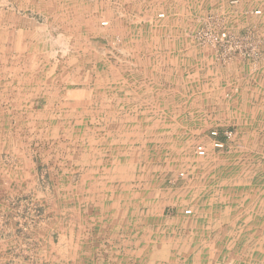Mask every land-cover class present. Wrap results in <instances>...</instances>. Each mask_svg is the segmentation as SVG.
<instances>
[{
    "label": "rangeland",
    "instance_id": "374dc122",
    "mask_svg": "<svg viewBox=\"0 0 264 264\" xmlns=\"http://www.w3.org/2000/svg\"><path fill=\"white\" fill-rule=\"evenodd\" d=\"M132 1L0 0V24L3 12L10 23L18 11L25 25L18 61L0 29V215L16 220L15 233L0 224L9 226L0 264H80L86 257L93 262L81 264H96L100 256V264H111V240L99 233L112 228L107 215L119 213L151 214L147 225L160 218L166 233L182 215L186 230H209L200 243H210L211 264H246V253L264 261V116L227 107L239 102V83L264 68V3L137 0L140 12L132 13ZM134 20L180 23L161 30L180 39L165 52L170 62L149 61L150 47L128 59V37L153 32L129 29ZM181 47L196 61L189 55L176 64ZM191 72L199 91L165 85L168 74ZM118 74L125 75L120 86L137 93L119 95L123 108H112ZM176 89L210 101L211 110L176 108ZM134 98L137 108L128 109ZM212 131L225 138L222 151L213 148Z\"/></svg>",
    "mask_w": 264,
    "mask_h": 264
},
{
    "label": "crops",
    "instance_id": "0c3cea01",
    "mask_svg": "<svg viewBox=\"0 0 264 264\" xmlns=\"http://www.w3.org/2000/svg\"><path fill=\"white\" fill-rule=\"evenodd\" d=\"M138 2L137 0L132 1L131 3L132 5H130V7L132 8L131 9L132 13L140 12V10L138 9L140 8ZM262 2L264 3V0H262ZM142 11L144 12L145 10H142ZM3 14L5 15L3 17L5 19V23L3 22L0 24V29L1 31H5L3 36L6 40V43L9 42L10 46L11 45L13 47L15 46L16 54H17L15 60L18 61L19 58L22 57L23 47L25 45L23 41V37L25 35L24 20L23 18L18 17V14H20V12L14 11L10 14H12L15 19L12 20L10 23H8V17H9L8 12L7 11L3 12ZM15 14L17 15L16 17H15ZM72 14H75V13L73 12L71 13V15ZM244 20L242 22H244ZM88 22L89 24H87V28H89L90 25L92 26L91 27L92 29L96 27V22H95L94 17H92L91 20ZM103 22H106V21H103ZM130 23L133 24L132 25L133 27H129V29H132L134 31L136 30H151L152 31L153 30V32L151 33L150 38H145V36L136 37L135 34L134 36L128 37L127 39V46H128V51H129V53H127L128 59L135 60V57H137V55L135 54L137 49L139 50L142 49L140 47H148V48L150 47V51L152 53H148V54L152 55V57L148 59L149 61H160L162 63H166V61L170 62L172 60V57H170L172 55L170 54L168 55L165 52L166 50H168V48H177L179 45H181L180 39L178 38H176L175 40L174 38L170 39L169 37L166 36L170 34H168V32L167 34L166 32H161V30L165 31L166 29H171V30L178 29L180 23L173 22L170 25H165V24L156 25L150 22H138L136 20ZM27 24L26 26H29V27L32 26L31 33H33L34 32L33 29L35 28V26L32 23L31 24L29 23L28 25ZM260 31H261V36L264 40V26L262 27V29H260ZM183 42L184 41H182V44ZM183 48L184 47H181V49H179V54L177 55L181 57V60L180 59L177 60L176 64H179V61H181L182 63L183 61L182 57L189 56V55L191 59H194V56H195V61H196L197 56L192 55L191 53H183L182 52ZM4 50H7V49H4ZM156 53H159V54L155 55ZM3 55L6 57L7 54L5 53ZM3 59L6 60V62L9 61L8 59L2 58V60ZM262 62H263L262 66L264 67V57H263ZM177 67L174 66V68H177ZM192 70L193 68L190 71ZM211 72L213 73V71ZM258 72L255 75H252L250 77L251 79L250 83L248 82L249 80H246L247 82L242 81L241 83H239V90H238V93L240 94L238 96L239 102L228 104L227 105L228 110L235 109L238 111H242L241 114L244 115L245 112L248 113L249 110L253 109L257 111L260 117L264 116V68L262 70L260 69ZM191 73H192L191 75H189L188 77L186 76L185 78H181L180 76L175 77V76H172L171 74H168L165 77V85L166 86L169 85V87L189 86V87H192V89H190L192 91L196 90L198 87V91H199V87H201V84H199L198 82L199 77L198 75H194L196 74L195 72H191ZM229 74L232 75L233 73L230 72ZM113 77H115L113 81L116 82V83L114 82L115 87L113 88L115 90H113V92L117 96H114L112 98L111 103H114V105H112L111 107L112 108H123V106H120V96L119 95H122V94L123 95L125 94L136 95L137 92L133 91L132 88L131 90L129 89L128 91L124 90V88L120 86L121 79L125 77V75L118 74L117 76H113ZM227 77L231 79V76L227 75ZM145 78L147 79V81L145 82L149 83L150 77H145ZM190 90L183 92L181 90L179 91L178 89H176L175 94H180L181 92L188 94L187 92H189ZM105 93H107V91H104L102 89L101 96L103 97ZM183 93H181L180 97L176 98L177 99L176 101L177 105L175 106L176 108L210 109L211 110V103H209L210 101L199 102V98L185 99V96H183ZM244 97H246V101H243ZM197 102H199L200 104H197ZM136 103H137L136 99L134 101H131V99H129V101L126 102L125 104H128L127 106L128 109H136L137 108V106L135 105ZM130 104H132L133 106H131ZM149 104H151V102H149ZM102 108H108V107L104 106ZM218 139L222 141L225 138L222 135H219ZM1 158L2 156L0 155V165L2 168L3 161ZM252 184H257V182L252 183ZM115 189H117V187ZM211 199H216V198H211ZM189 211L190 212H186L185 210L184 214L186 215L191 214L192 211L191 210ZM152 216L153 215L151 214L136 216L134 213H131V215L130 214L121 215V213L115 214V215H107L105 220L107 222L112 223V228L109 231L101 230L102 232L99 231L100 232L99 234L102 236V238H107L111 240L112 250L108 252L110 256L111 264H124V263L125 264H204L205 261L207 264H211L210 262L211 261L210 243H207L208 246L204 245V243H200L201 238L204 239L207 237L209 238L211 236L209 230H203V229L200 230L199 225H196L195 229L191 231L186 230L187 228L186 222L188 221H186L184 217L181 215L178 217V220L176 221L180 225H178V227H176L175 229H171L170 231H167L166 233L165 232L166 229L163 228L162 219L160 218H157V223H158L157 225H152L151 223L149 226L147 225L148 222H152L153 220ZM200 217L211 222L209 219L211 218V216L206 218L203 215H201ZM250 219L255 220L257 218H254L253 216H251ZM250 219L248 218L249 221L247 220V222H250ZM14 221L16 220L11 219L7 215H4V216L0 215V224L9 222V226L13 233L16 232L14 230L16 228V226L13 224ZM115 223H117V226L115 225ZM9 226L6 225L3 228L0 225V237L6 236L7 234L6 231H8ZM107 226L111 227L109 224L108 225L104 224L103 228ZM156 226H157L156 229L158 230L157 232L155 230ZM246 228L247 229L245 230V233L247 231L252 230L250 226H246ZM2 230H4V232H2ZM240 235L242 236L241 232H240ZM249 248L250 249L257 248L256 243L249 244ZM259 250L260 252H262L261 249ZM246 256H247L245 259L246 264H264V261L254 260L252 257H249L248 253H246ZM103 257H106V256H102V257L100 256L99 258H96L95 259L96 261L94 260V263L100 264V262L101 263L105 262L103 260ZM107 259L109 260V257ZM84 261L93 262L88 257H86L85 260L82 259L81 263Z\"/></svg>",
    "mask_w": 264,
    "mask_h": 264
},
{
    "label": "built area",
    "instance_id": "2783aa9c",
    "mask_svg": "<svg viewBox=\"0 0 264 264\" xmlns=\"http://www.w3.org/2000/svg\"><path fill=\"white\" fill-rule=\"evenodd\" d=\"M105 26V25H104ZM210 136L213 139V148L217 150H222L225 147V143L223 141H220L217 139L218 137V132L217 131H212L210 132ZM226 139L231 138V133H226L225 134ZM197 155L198 156H204L205 155V150L203 148H200L197 150Z\"/></svg>",
    "mask_w": 264,
    "mask_h": 264
},
{
    "label": "bare ground",
    "instance_id": "6f19581e",
    "mask_svg": "<svg viewBox=\"0 0 264 264\" xmlns=\"http://www.w3.org/2000/svg\"><path fill=\"white\" fill-rule=\"evenodd\" d=\"M101 25H102V26H104V25L106 26V25H107V22H103V23H101ZM134 258H135V257H134ZM124 264H125V263H124Z\"/></svg>",
    "mask_w": 264,
    "mask_h": 264
}]
</instances>
